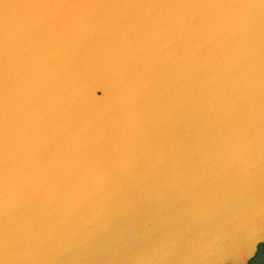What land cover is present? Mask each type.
<instances>
[{
	"label": "water",
	"instance_id": "1",
	"mask_svg": "<svg viewBox=\"0 0 264 264\" xmlns=\"http://www.w3.org/2000/svg\"><path fill=\"white\" fill-rule=\"evenodd\" d=\"M263 246L264 0H0V264Z\"/></svg>",
	"mask_w": 264,
	"mask_h": 264
},
{
	"label": "flooded vegetation",
	"instance_id": "2",
	"mask_svg": "<svg viewBox=\"0 0 264 264\" xmlns=\"http://www.w3.org/2000/svg\"><path fill=\"white\" fill-rule=\"evenodd\" d=\"M257 257L258 258H256L249 264H264V246L259 250Z\"/></svg>",
	"mask_w": 264,
	"mask_h": 264
},
{
	"label": "rangeland",
	"instance_id": "3",
	"mask_svg": "<svg viewBox=\"0 0 264 264\" xmlns=\"http://www.w3.org/2000/svg\"><path fill=\"white\" fill-rule=\"evenodd\" d=\"M258 258V257H257ZM251 263V262H250ZM249 264V263H248Z\"/></svg>",
	"mask_w": 264,
	"mask_h": 264
}]
</instances>
